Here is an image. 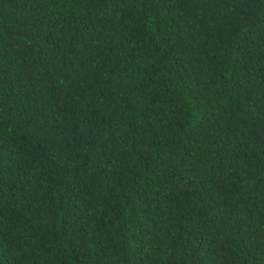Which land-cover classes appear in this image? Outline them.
I'll list each match as a JSON object with an SVG mask.
<instances>
[{"label": "trees", "instance_id": "16d2710c", "mask_svg": "<svg viewBox=\"0 0 264 264\" xmlns=\"http://www.w3.org/2000/svg\"><path fill=\"white\" fill-rule=\"evenodd\" d=\"M264 264V0H0V264Z\"/></svg>", "mask_w": 264, "mask_h": 264}, {"label": "water", "instance_id": "95a60500", "mask_svg": "<svg viewBox=\"0 0 264 264\" xmlns=\"http://www.w3.org/2000/svg\"><path fill=\"white\" fill-rule=\"evenodd\" d=\"M121 264H125V263H121Z\"/></svg>", "mask_w": 264, "mask_h": 264}]
</instances>
